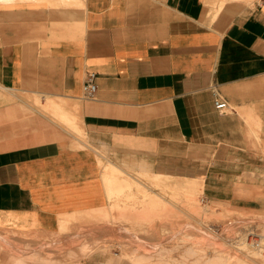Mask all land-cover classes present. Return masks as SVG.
<instances>
[{"label":"crops","instance_id":"crops-1","mask_svg":"<svg viewBox=\"0 0 264 264\" xmlns=\"http://www.w3.org/2000/svg\"><path fill=\"white\" fill-rule=\"evenodd\" d=\"M200 193L264 213V0H0V264H140Z\"/></svg>","mask_w":264,"mask_h":264},{"label":"rangeland","instance_id":"rangeland-1","mask_svg":"<svg viewBox=\"0 0 264 264\" xmlns=\"http://www.w3.org/2000/svg\"><path fill=\"white\" fill-rule=\"evenodd\" d=\"M184 199L186 202L182 203L183 207L180 209V215H177L178 222L175 225L157 226L155 221L159 211L157 208L150 209L152 216L147 223L150 235L156 236L160 229L164 237L149 242L134 239L133 244L137 252L144 251L149 255L144 261L138 258L140 264H237L235 262L237 257V260L241 259L240 263L256 264L251 257V251L253 252V245L259 242L261 235H264V213L238 212L229 207H213L203 201L205 198L201 193L196 201ZM190 202H196V205L191 207ZM166 211L171 213L175 209ZM7 237L8 239L10 237L8 233L0 232V247H4V240ZM126 242L121 240L119 244L124 247ZM218 258L223 263L220 260L218 262Z\"/></svg>","mask_w":264,"mask_h":264},{"label":"built area","instance_id":"built-area-1","mask_svg":"<svg viewBox=\"0 0 264 264\" xmlns=\"http://www.w3.org/2000/svg\"><path fill=\"white\" fill-rule=\"evenodd\" d=\"M98 91L97 75L94 72H89L86 76V82L84 86L85 98L94 99ZM218 111H224L228 108V104L225 101L217 100L215 103Z\"/></svg>","mask_w":264,"mask_h":264},{"label":"bare ground","instance_id":"bare-ground-1","mask_svg":"<svg viewBox=\"0 0 264 264\" xmlns=\"http://www.w3.org/2000/svg\"><path fill=\"white\" fill-rule=\"evenodd\" d=\"M118 180H120V179H118ZM137 181V180H136ZM145 183V182H144ZM124 184V183H123ZM119 186V185H118ZM120 187V186H119ZM121 188V187H120ZM119 188V189H120ZM119 189H117V191L119 190ZM111 193V192H110ZM116 193V192H115ZM117 194H119L118 192H117ZM156 198V197H155ZM158 198V197H157ZM156 198V200H158ZM154 199V198H153ZM160 200V199H159ZM162 201V200H161ZM115 205V204H114ZM112 208H114V207H112ZM113 212V211H112ZM188 212V211H187ZM204 212V211H203ZM115 213V212H114ZM191 214V213H190ZM205 214H206V212H205ZM178 215V214H177ZM201 217H203V216H201ZM197 218V217H196ZM201 219V218H200ZM189 221V220H188ZM202 225V224H201ZM209 225V224H208ZM188 226V225H187ZM190 226V225H189ZM184 227V226H183ZM208 227V226H207ZM146 228V227H145ZM198 228H200V227H198ZM197 228V229H198ZM195 229V228H194ZM201 229V228H200ZM184 230V229H183ZM186 230V229H185ZM178 231V230H177ZM195 231V230H194ZM184 232V231H183ZM181 233V232H180ZM226 240V239H225ZM228 240V239H227ZM235 242H236V240H234ZM238 244H239V242H238ZM241 244V243H240ZM248 244V243H247ZM251 246V245H250ZM247 247V246H246ZM253 247H254V249H253V252L251 251V253H252V259L255 261V263L256 264H264V235H261V237L259 238V242H256L255 243V246L253 245ZM244 251V250H243ZM245 251H247V250H245ZM250 254V253H249ZM249 256V255H248ZM216 258V257H215ZM234 258V257H233ZM238 258V257H237ZM237 258H235V262L238 264V263H240L239 261L241 260V259H239V260H237ZM241 258V257H240ZM244 258V257H243ZM242 258V259H243ZM223 259V258H222ZM230 259V258H229ZM228 259V260H229ZM164 260V259H163ZM218 260H220L219 258L217 259V261ZM225 259H223V261H224ZM228 260H226V261H228ZM245 260V259H244ZM244 260H242V261H244ZM221 261V260H220ZM247 261V260H246ZM163 262V261H162ZM219 262V261H218ZM222 262V261H221ZM223 263V262H222ZM225 263V262H224ZM242 263V262H241ZM240 263V264H241ZM247 263V262H246ZM243 264V263H242Z\"/></svg>","mask_w":264,"mask_h":264}]
</instances>
